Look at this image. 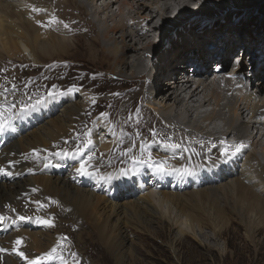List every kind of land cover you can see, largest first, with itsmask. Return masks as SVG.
I'll return each instance as SVG.
<instances>
[{"label": "bare ground", "instance_id": "6f19581e", "mask_svg": "<svg viewBox=\"0 0 264 264\" xmlns=\"http://www.w3.org/2000/svg\"><path fill=\"white\" fill-rule=\"evenodd\" d=\"M188 4V0H0V58L4 55L0 61V74L5 81L23 82L20 91L27 93L32 103L37 99L44 100L36 111L16 121L15 131L0 137V167L13 173L12 176H0V215H14L15 218L23 215L24 200L33 192L34 185L39 186L44 195L57 197L63 209H72V216H78L89 225L96 241L103 245L116 264H126L129 259L136 261L134 250L128 245L126 228L150 233V225L156 224L159 228L168 225L169 245L175 249L183 236L197 238L203 222L211 227L212 235L217 236L230 221L224 214L225 209L246 222L250 234L264 227L262 16L244 19L245 16L242 18L236 13L221 20L191 22L181 29L184 32L181 45L175 39L164 40L163 47L170 45L177 51L171 60H167L171 53L165 55L162 59L164 67L174 63L172 67L186 66L190 72L185 71L181 79L170 77L167 93L161 96V88L156 86L160 84L157 78L153 89L152 81L146 80L151 79L158 61L153 45L162 40L158 36L162 28L153 21L157 16L161 21L162 17ZM33 8L41 11L34 12ZM53 18L56 22H52ZM231 32L234 33L231 35ZM202 36L212 37L204 41ZM99 39L101 52L110 55L114 61L106 79L119 86L116 90L107 88L105 92L111 97L130 101L128 105H121L118 113L112 102L116 98L100 112L98 101L94 100L96 96L82 85L68 84L69 74L61 70L62 65H83V62L53 57L67 54L76 47L75 42L93 44ZM213 41L215 48L205 49V45ZM191 42L194 44L193 56H177L179 52L183 53L180 48L184 49ZM231 42L232 45L237 42L243 48L235 58L233 52L240 46L231 48ZM246 53L250 55V63L246 65L261 64L260 69L246 74L241 71L244 60L240 59L236 62L238 66L230 70L231 60ZM89 55L92 58L95 52L90 51ZM206 56H209L208 61L213 58L220 61L217 73H204ZM177 57L182 59L175 62ZM128 60L132 61L131 66ZM226 62L230 68L224 71ZM190 64L195 65L194 68L187 66ZM217 64L215 61L210 67H218ZM127 69L130 74L125 76ZM95 71L98 77L106 72ZM191 74L198 79L192 84L189 80ZM256 77L259 81H255ZM49 92L56 93L55 99L48 97ZM173 109L192 117L187 119L180 113L176 115ZM204 122H209L211 130L206 129L207 125H200ZM86 129L93 130L96 157L93 164L102 175L116 174L119 169L130 166L131 161L121 153L133 141L136 144L133 154L139 155V145L147 141L151 144L154 159H166L175 167L191 165L195 168V175L159 176L144 166L135 176L111 181L79 177L75 172L76 162L61 160L54 153L60 146L61 149H72L74 137ZM110 129H115V136ZM153 130L159 133L158 139L171 137L170 142L181 143L183 148H195L200 155L185 152L183 148L162 147L158 150L161 146L153 142ZM240 143L246 147L235 156L220 155L226 145ZM34 150H39V155L54 158L67 172L52 176L39 167H26L37 163L38 159L32 156ZM229 150L234 151V147ZM225 159L227 162H222ZM165 186L192 189L180 194L161 190ZM117 199H121L123 205L115 201ZM193 199L200 203L195 207L201 212L199 221L191 216V212L177 208V203L192 202ZM51 201L48 199L47 204ZM191 202L188 207H193ZM52 215L59 217L58 211H53ZM27 224L29 222L12 225L5 221L0 225V248L8 250L0 253V264H19L12 251L16 239L6 237V233L11 226ZM66 228L70 226L67 224ZM23 232L29 237L26 247L29 253L44 252L52 238L49 233L37 238L38 233ZM70 254L64 255L73 259ZM85 257L90 258L89 255Z\"/></svg>", "mask_w": 264, "mask_h": 264}, {"label": "rangeland", "instance_id": "374dc122", "mask_svg": "<svg viewBox=\"0 0 264 264\" xmlns=\"http://www.w3.org/2000/svg\"><path fill=\"white\" fill-rule=\"evenodd\" d=\"M188 2L189 4L187 7L180 8L179 11L176 10V12L168 14V16H165L164 18L162 17L161 21H158L159 17L157 16L156 20L153 21V23H158L162 28V32L158 35L159 39L162 40L159 41L157 45H153L155 54H157L158 61L155 63V76L154 73L151 74V80L149 79L148 81H152L151 88L153 89L155 84L157 83L155 78H157L160 84L156 86H160L161 92L163 90L162 93L160 92L161 96H165L167 93L166 89H168L169 87L167 85V81L170 80V77L175 76V78H180V76H182V74L187 71L186 66L172 67L174 63L169 65L167 68L164 67V61L162 59L166 57L165 55L171 53V57L168 56L167 58V60H171L172 56L177 53V51L174 48L172 49L170 45L163 47L164 40L175 39V41H178L180 44L184 36V32H181V29L184 28L187 24L200 20H221L236 13L240 14L242 18L245 16L244 19H250L255 15L256 17L262 16L264 22V0H188ZM95 18L97 19L98 17ZM233 33L234 32H231L230 34L232 35ZM211 37L212 36H202V40L204 39V41H206ZM94 41L93 44L81 41L75 42L74 44L77 48L73 47L65 55H54L53 57L69 61L83 62V65H62L63 67L61 68V70L66 71L69 74L68 84L82 85L86 88V91H89L93 96H96L94 100L98 101L97 107L100 112L105 110L102 109V107L105 108V105L107 103L116 98L112 102L115 105V112L118 113L119 111H121L120 106L128 105L130 101H127L121 97H111L108 93L105 92L107 88L113 87V90L119 88L118 85H115L114 83L110 84V82L106 79V77L110 76L108 72H111V69L113 67L112 64L114 63V61L110 57V55L105 56L101 52V40L99 39L95 42ZM189 44L186 45L184 49L180 48L183 53L179 52L177 56L181 54H184V57L193 56L194 52L191 49L192 47H194V44L193 42ZM237 44V42L233 44L235 48L236 46H240L237 47L233 52L232 56H234V58L238 53L243 52L241 44ZM233 45L231 42L230 47L232 48ZM205 46V49L207 48V50L209 51V49L215 48V42L213 41L212 43L206 44ZM90 51L95 52V55L92 58H89L91 57L89 55ZM124 52H127V49H124ZM200 52H202V50ZM139 53H141V51H139ZM248 53H246L245 56H248ZM3 57L4 55L0 58V61ZM179 57L175 58V62L182 59ZM208 58L209 56L205 57L206 66L204 68V73H216V71H213L216 66L212 68L210 67V65L212 63H215V61H217V65H221V63H219L220 61L215 60V58L208 61ZM246 58L244 57V61L241 63V71H244L247 74L248 72L252 73L260 69L261 64H250V66L246 65L248 57ZM41 60L45 61L44 58H41ZM128 62L129 66H131L132 61L128 60ZM226 64L227 67L223 69L224 71L230 68L229 62H226ZM187 66H191L190 68H194L195 65L190 64ZM95 70L106 72L103 73L104 75L102 77H98ZM126 72L125 76L130 74L128 69ZM189 72L187 71V73ZM71 77H75V79L72 80ZM255 81H259V79L256 77ZM0 84L3 85V88L8 89V92H4L3 88H0V103L4 102L5 96H7L8 101L17 103V106H19V101L21 100H23L25 103H32V99H29V95L24 91H20L19 87L23 84V82L17 83L12 80L5 81V78L0 74ZM92 104L94 103L92 102L91 105ZM111 110H114V108H112ZM172 111L176 115H179L180 113L187 119H190L192 117L190 114L185 115L184 112L181 113V111L178 109H173ZM212 123L214 124V122ZM216 124H220V122H216ZM200 125L203 127L207 125L206 129L211 130V125H209V122L200 123ZM206 129L205 132L207 131ZM38 148L40 149V147ZM60 150L61 146L59 147L58 151ZM158 150H162V147L158 148ZM44 157H46L45 154L39 155L37 163L32 165L27 164L26 167H39L46 170V172H50L52 176L56 174L64 175L67 172L66 169L64 170L60 166L44 167ZM47 158L50 164H58L54 160V158ZM33 189H36V191L29 194L28 199L24 200L25 205L23 207V216L32 217V221H29V224L27 225H19L17 227L11 226L6 233V237L13 236L15 237V239L22 238L24 243L21 249L30 258L40 256L41 254L49 251L52 246L57 244V241L61 237H66L67 240L64 242V254L76 253V259L79 260V264H116L113 258L110 257L109 253H107V250H105L103 245L96 241V238L94 237L95 235L89 225H87L84 220L80 218L78 219V216H72V209H63V206L61 205L59 199L57 197L44 195L41 187L34 185ZM164 189H168V191L173 190V192H177L180 194H185V192H190L192 188L189 187L182 189L177 187L171 189V187L165 186L162 187L161 190ZM48 199L56 201L57 203L47 204ZM37 201H39L41 204L46 205V207L43 209L38 208V205L36 204ZM115 201L119 203L123 202L121 199H117ZM190 202L191 201L180 202L181 204L177 203L179 207L177 205L176 206L180 210H187L185 211L186 213L191 212V216H193L195 220L199 221L198 218L201 216V212L195 208L199 202L193 199L191 202V204H194H192L193 207H191V205H189L188 207V204H190ZM222 202L223 200L221 201V205L224 206V202ZM121 205H123V203ZM205 208L207 210V207ZM223 208L225 209V207ZM53 211H58L59 217L52 215ZM224 214L230 221H226V223L228 222V225H224V229H222V231H219L220 233L218 232L217 236H213L211 227L203 222L201 225L202 228L200 232H198L199 234L197 238H192V236H183V238H181L175 245V249H171L169 245L170 235L168 233V225L161 228H159L160 226L158 225L156 226V224L150 225V233L142 231L139 233L132 228H126L127 231H125L124 229V231L127 232V237L129 239L128 245L133 248L136 255L135 260L138 261L134 262V260L132 259L133 261L131 262L128 258L129 260L126 264H264V227L257 228L256 230H253L252 234H250L249 226L246 222H242L241 220H239L227 209H225ZM37 216L46 219L53 218L55 227L48 228L36 223L35 218ZM8 217L15 219L14 215H9ZM200 221L202 222V220ZM67 224L70 226V228H66ZM23 231L38 233V235H36L37 238H39V236H42L40 234L44 235L45 233H49L52 238L50 239L47 248L45 247L44 252L34 251V253L33 251H31V253H29L26 248L27 243L29 242V237ZM29 254H32V256H30ZM84 255H89L90 258H87L88 256L85 257ZM65 258L69 261V264H74V260L70 259L68 255L65 256ZM16 261L19 264H25V262L18 256L16 257ZM57 263L60 262H54V264Z\"/></svg>", "mask_w": 264, "mask_h": 264}, {"label": "snow or ice", "instance_id": "6c2138e0", "mask_svg": "<svg viewBox=\"0 0 264 264\" xmlns=\"http://www.w3.org/2000/svg\"><path fill=\"white\" fill-rule=\"evenodd\" d=\"M34 12L41 11L40 9L33 8ZM52 22H56L55 18H53ZM65 28L68 25H64ZM14 87V86H13ZM0 88H3V85H0ZM4 92H8L7 88H3ZM48 97L51 99H55L56 93L49 92ZM31 99V98H29ZM44 103L43 99H37L35 103H25L23 100L19 101V106L17 103H12L8 101L7 96L4 97V102L0 103V137L6 135L9 132L15 131V124L18 120H23L27 115L31 112L36 111L39 106ZM107 115V114H102ZM92 129H86L82 132V134L74 137V147L72 149L64 148L60 151L54 153L56 157L61 160L69 159L78 164V166L74 165L75 172L79 177H87L90 179L96 180H106L111 181L113 178L120 177H128L135 176L138 174L139 169L141 167L146 166L147 168L154 171L155 174L159 176H192L195 175V168L191 165H184L180 167H175L171 165L168 160H156L152 156V152L150 151L151 144L147 141L142 142L139 145V155L133 154V149L136 148V144L133 141L131 146L123 151L121 155L126 156L131 164L127 168L119 169L116 174H107L102 175L99 172V168L93 164V161L96 159L94 154V145L92 139ZM113 136L116 135L115 129L109 130ZM152 140L155 144L164 147L166 149L177 150L183 148L181 143H173L171 141V137L167 139L159 138V133L156 131H152L151 133ZM122 143V141H119ZM68 141H65L67 144ZM53 147H56L55 145ZM203 147V145H201ZM234 147V151H230L229 149ZM246 147L244 144H236L234 146H225V148L221 151L220 155L222 157H230L235 156L237 153L241 151L242 148ZM185 152H191L193 155H200L199 152L195 150V148H183ZM86 153L87 156H86ZM33 158L39 159V150H34L32 153ZM86 156V158H85ZM190 159V158H189ZM44 167H59V164H50L48 162V158L44 157ZM222 162L226 163L227 160H223ZM12 165L9 164V168ZM13 173L5 169L4 167H0V176H12ZM36 189H33L35 192ZM52 203H57L56 201H51ZM38 208L43 209L46 205L41 204L39 201L36 202ZM4 207H10L9 205H5ZM15 212V209H10ZM5 221H10L12 225H18L21 222H29L32 221V217L17 215L15 219L11 217L0 215V225H2ZM35 222L43 225L48 228L55 227L53 222V218H43L37 216L35 218ZM67 240L66 237H61L55 246H53L49 251L41 254L40 256L30 258L26 255L21 248L23 247V239L17 238L14 241V248L12 251L18 256L21 260L25 262V264H54V262L59 261L60 264H69V261L64 256V242ZM8 250L5 248H0V253H5ZM73 257L74 264H79V260L76 259V253L70 254Z\"/></svg>", "mask_w": 264, "mask_h": 264}]
</instances>
